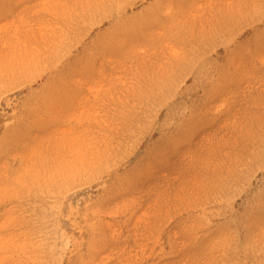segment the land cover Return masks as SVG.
<instances>
[{
    "label": "rangeland",
    "instance_id": "obj_1",
    "mask_svg": "<svg viewBox=\"0 0 264 264\" xmlns=\"http://www.w3.org/2000/svg\"><path fill=\"white\" fill-rule=\"evenodd\" d=\"M0 264H264V0H0Z\"/></svg>",
    "mask_w": 264,
    "mask_h": 264
},
{
    "label": "bare ground",
    "instance_id": "obj_2",
    "mask_svg": "<svg viewBox=\"0 0 264 264\" xmlns=\"http://www.w3.org/2000/svg\"><path fill=\"white\" fill-rule=\"evenodd\" d=\"M116 12V11H115ZM113 13V12H112ZM85 14H87V13H85ZM82 18H83V16H82ZM85 19H86V17H85ZM78 24H79V22H78ZM80 26V25H79ZM75 27V26H74ZM61 28V27H60ZM73 30V29H72ZM79 30V29H78ZM78 32V31H77ZM66 33V32H65ZM72 34H74V33H72ZM68 35H69V33H68ZM64 39V38H63ZM60 43H61V41H60Z\"/></svg>",
    "mask_w": 264,
    "mask_h": 264
}]
</instances>
